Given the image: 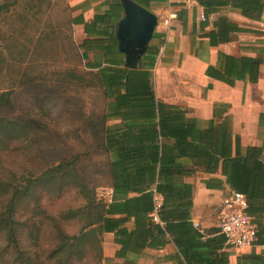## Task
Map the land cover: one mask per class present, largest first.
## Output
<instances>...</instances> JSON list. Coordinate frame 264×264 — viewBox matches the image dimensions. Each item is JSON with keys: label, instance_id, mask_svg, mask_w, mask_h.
<instances>
[{"label": "trees", "instance_id": "16d2710c", "mask_svg": "<svg viewBox=\"0 0 264 264\" xmlns=\"http://www.w3.org/2000/svg\"><path fill=\"white\" fill-rule=\"evenodd\" d=\"M134 1L147 8L155 0ZM197 2L206 12L212 5L223 3L250 17H257L263 9V0ZM112 5L110 11L94 15L91 22L112 23L115 28L120 19L116 10L121 6L119 0H113ZM2 8L8 7L2 3ZM160 37V33L153 35L139 66L133 69L125 67L123 58L118 57L114 30L109 38L93 37L76 44L86 67L96 70V86L105 100L102 113L85 126L97 150L115 156L110 162L113 188L110 202L96 200L90 183L80 176L79 154L53 164L42 162L32 128L43 126L15 114L11 90L0 91V264H71L74 253L83 258L87 248L97 249L102 260L101 235L117 230L121 222L108 214L114 213L116 198L129 191L138 193L126 197L124 204L127 208V201L136 203L130 206H134L131 212L138 225L137 237L168 235L184 264H230V252L219 228L200 230L190 220L192 186L184 182L177 186L174 182L175 177L197 170L215 173L220 169L229 188L246 196L247 212L258 226L255 244L264 246L263 149L257 145L241 146L239 137L231 134L225 120L219 123L212 120L207 127L200 128L184 108L156 98L152 69L160 50ZM225 40L221 35L214 40L211 37L210 45ZM103 42L107 43L105 48L96 47ZM90 50L102 53H92L90 59ZM218 61L221 69L209 65L205 70L208 76L228 85L237 79L257 80L261 63L258 58L221 53ZM108 119L119 121L107 124ZM21 140L24 144L19 147L17 142ZM18 157L24 159L14 161ZM181 159L186 161L183 163ZM67 189H75L84 203L60 212L50 211L47 203L61 198ZM154 191L163 197L157 211L162 224L153 221L150 215ZM73 218L84 222L78 235L69 236L61 223ZM49 224L56 228V243L44 250L41 241ZM235 264H264V248L236 255Z\"/></svg>", "mask_w": 264, "mask_h": 264}, {"label": "crops", "instance_id": "0c3cea01", "mask_svg": "<svg viewBox=\"0 0 264 264\" xmlns=\"http://www.w3.org/2000/svg\"><path fill=\"white\" fill-rule=\"evenodd\" d=\"M112 1L66 0L79 43L93 37L109 38L113 30L115 35L116 27L113 28L112 23L91 22L94 15L110 11ZM152 5L161 10L165 0L151 1L147 7L158 17L159 12L149 8ZM174 8L177 19L170 31L165 34L162 24L158 23L154 32L160 33V39H163L161 44L160 39L158 41L161 46L152 69L156 98L184 108L186 115L194 118L200 128L207 127L212 120L215 123L225 120L231 134L239 137L241 146L257 145L264 152V0L263 9L257 17L246 16L240 9L223 3L212 5L206 12L197 0H189L188 3L175 0ZM116 12L121 19L122 7H118ZM85 23H88L86 29ZM220 35L227 40L210 45L211 37L214 40ZM89 45L94 46L92 43ZM106 46L107 43L103 42L96 47L103 49ZM92 53H102V50H90L89 54ZM221 53L260 59L257 80L237 79L233 85H228L208 76L205 70L209 65L221 69L218 61ZM118 57L124 60L119 51ZM118 121L114 119V123ZM106 156L108 178L105 183L110 186V162L115 156L113 153ZM185 161L181 159V162ZM174 182L177 186L183 182L192 186V224L199 223L201 230L218 228L217 210L222 198L231 190L221 170L215 173L197 170L175 177ZM137 195L129 191L122 197L115 196L114 213L108 214V217L120 218L121 222L117 230L104 231L101 235L102 264H184L168 235L137 237L138 225L135 214L131 212L134 206H130L136 203L127 201L129 206L126 208L124 205L126 197ZM155 222L162 224L160 220ZM254 248L258 252L263 249L260 245ZM226 249L230 252V264H235L236 256L231 255V248Z\"/></svg>", "mask_w": 264, "mask_h": 264}, {"label": "rangeland", "instance_id": "374dc122", "mask_svg": "<svg viewBox=\"0 0 264 264\" xmlns=\"http://www.w3.org/2000/svg\"><path fill=\"white\" fill-rule=\"evenodd\" d=\"M2 3L8 8L0 10V91L11 90L15 114L43 126L32 128L42 162L53 164L79 154L80 176L90 183L98 200L97 187L106 185L108 178L107 156L97 150L85 125L102 113L105 100L96 86V70L86 67L76 47L79 39L71 10L66 0H0ZM149 8L160 15L164 6L161 10L157 5ZM106 123L112 124L114 119ZM17 143L20 147L24 141ZM83 203L81 194L67 189L61 198L47 204L50 211L60 212ZM83 222L73 218L60 223L71 236L81 232ZM56 235V228L47 225L41 241L44 250L55 245ZM250 249L230 251L236 256ZM71 264H102V260L97 249L87 248L83 258L75 252Z\"/></svg>", "mask_w": 264, "mask_h": 264}, {"label": "built area", "instance_id": "2783aa9c", "mask_svg": "<svg viewBox=\"0 0 264 264\" xmlns=\"http://www.w3.org/2000/svg\"><path fill=\"white\" fill-rule=\"evenodd\" d=\"M188 3L189 0H183ZM175 0H165L164 8L158 15V23L164 28L167 34L177 19V11L174 8ZM97 198L104 202H110L113 194V188L109 185L97 187ZM163 201L162 195L154 191L153 195V211L150 213L155 221H159L157 211L160 209ZM246 196L234 190H229L222 198L221 205L217 210L219 232L225 238V245L228 248L239 250L249 249L254 246L257 239L258 226L252 215L247 212ZM198 229L199 223L193 222ZM201 230V229H200ZM264 248L263 245H260Z\"/></svg>", "mask_w": 264, "mask_h": 264}, {"label": "water", "instance_id": "95a60500", "mask_svg": "<svg viewBox=\"0 0 264 264\" xmlns=\"http://www.w3.org/2000/svg\"><path fill=\"white\" fill-rule=\"evenodd\" d=\"M123 10L117 22L115 37L117 49L124 56V66L137 68L153 38L158 17L155 13L134 0H119ZM163 39H160V44Z\"/></svg>", "mask_w": 264, "mask_h": 264}]
</instances>
